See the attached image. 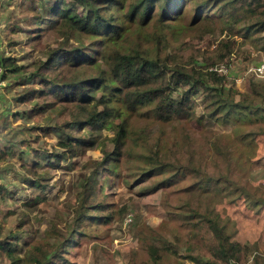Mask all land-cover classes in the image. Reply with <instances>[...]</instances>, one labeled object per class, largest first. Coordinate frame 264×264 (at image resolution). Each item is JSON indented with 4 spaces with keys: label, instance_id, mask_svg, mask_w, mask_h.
I'll use <instances>...</instances> for the list:
<instances>
[{
    "label": "rangeland",
    "instance_id": "374dc122",
    "mask_svg": "<svg viewBox=\"0 0 264 264\" xmlns=\"http://www.w3.org/2000/svg\"><path fill=\"white\" fill-rule=\"evenodd\" d=\"M24 2L0 0V65L6 84L0 94V243L19 230L13 246L19 259L13 264H28L31 247L47 250L56 231L74 227L73 210L86 185L93 188L90 202L104 205L99 209L109 219L81 223L80 236L60 264H195L193 258H204L213 237L209 219L248 247V264H264V76L253 71L264 63L262 41L255 47L235 37L242 48L223 68L225 89L238 92L229 93L235 101L250 95L253 83L261 88L262 98L243 116L227 122H161L149 108L118 110L100 131L83 130L95 148L67 157L56 145L67 139L57 124L64 115L61 106L45 109L36 105L38 99L23 102L32 88L35 61L45 58L34 47L35 23ZM85 12L78 6L79 15ZM182 33L188 38L199 31ZM187 42L213 47L211 37ZM73 44L86 50L90 41L75 33ZM203 113L197 97L196 117ZM120 117L127 120L128 137L117 156L112 139ZM48 153L54 158L47 160ZM158 165L165 166L163 174ZM249 200H255L253 207L240 208L250 206ZM10 263L0 258V264Z\"/></svg>",
    "mask_w": 264,
    "mask_h": 264
},
{
    "label": "trees",
    "instance_id": "16d2710c",
    "mask_svg": "<svg viewBox=\"0 0 264 264\" xmlns=\"http://www.w3.org/2000/svg\"><path fill=\"white\" fill-rule=\"evenodd\" d=\"M24 6L35 23L34 47L45 58L35 61L32 88L23 102L38 99L36 105L45 109L61 106L64 115L57 124L67 139L56 145L67 157L95 148L94 142L84 138L83 130L89 127L91 133L100 131L118 110L134 113L149 108L161 122L202 118L227 122L243 116V110L263 96L261 88L253 83L251 94H241L235 101L229 93L238 92L225 89V76L218 69L226 67L240 52L242 43L235 37L249 40L255 47L262 41L260 48L264 51V0H25ZM78 6L86 12L79 15ZM195 30L199 34L188 38L182 33ZM75 33L89 39L87 51L84 45L73 44ZM208 37L213 39L210 50L201 43L187 42ZM163 54L167 59H162ZM197 97L204 107L200 117H196ZM116 128L112 143L118 156L128 137L127 120L121 118ZM48 155L47 160L55 156ZM35 156L39 159V154ZM157 171L163 174L166 168L158 165ZM83 190L73 210L74 227L56 231L54 243L47 250L39 244L31 247L28 264H60L80 236L81 223L109 219L99 209L104 205L90 202L93 188L86 185ZM3 192L2 188L4 196ZM248 203L250 206L240 208H250L255 200ZM208 225L213 237L204 258H193L195 264H248L246 245L232 240L233 234L217 221L209 219ZM19 238L16 230L0 243V258L10 259V264L19 259L13 251ZM52 258L58 262L53 263ZM151 259L156 261L154 251Z\"/></svg>",
    "mask_w": 264,
    "mask_h": 264
},
{
    "label": "built area",
    "instance_id": "2783aa9c",
    "mask_svg": "<svg viewBox=\"0 0 264 264\" xmlns=\"http://www.w3.org/2000/svg\"><path fill=\"white\" fill-rule=\"evenodd\" d=\"M254 73L258 76H264V63L260 64L258 67H256L254 70ZM219 73H224L225 69L221 68L218 69ZM5 81H4V70L2 69L0 65V94L2 93L4 87H5Z\"/></svg>",
    "mask_w": 264,
    "mask_h": 264
}]
</instances>
